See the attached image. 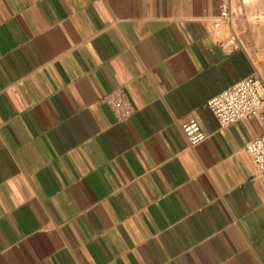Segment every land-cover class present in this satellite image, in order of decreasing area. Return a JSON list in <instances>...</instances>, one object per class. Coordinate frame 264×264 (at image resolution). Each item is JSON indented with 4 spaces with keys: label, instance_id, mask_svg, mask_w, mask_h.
<instances>
[{
    "label": "crops",
    "instance_id": "obj_1",
    "mask_svg": "<svg viewBox=\"0 0 264 264\" xmlns=\"http://www.w3.org/2000/svg\"><path fill=\"white\" fill-rule=\"evenodd\" d=\"M254 10L264 0H0V264H264ZM249 76L259 112L221 126L208 100Z\"/></svg>",
    "mask_w": 264,
    "mask_h": 264
},
{
    "label": "built area",
    "instance_id": "obj_2",
    "mask_svg": "<svg viewBox=\"0 0 264 264\" xmlns=\"http://www.w3.org/2000/svg\"><path fill=\"white\" fill-rule=\"evenodd\" d=\"M228 17L227 7L222 5L219 20L214 24L217 30L222 31L225 26L227 31L230 30V25L227 22ZM107 102L118 111L120 119H126L132 113L130 104L126 102L122 94H113ZM262 103L260 82L257 78L249 76L213 96L208 100L207 106L212 110L219 124L226 126L247 116L257 114ZM183 130L192 144H196L205 138V134L194 120L185 123ZM246 150L254 160L259 172L264 173V135L249 141L246 144Z\"/></svg>",
    "mask_w": 264,
    "mask_h": 264
},
{
    "label": "rangeland",
    "instance_id": "obj_3",
    "mask_svg": "<svg viewBox=\"0 0 264 264\" xmlns=\"http://www.w3.org/2000/svg\"><path fill=\"white\" fill-rule=\"evenodd\" d=\"M256 0L250 1L254 3ZM252 19L254 20H261L264 22V10H254L251 15ZM254 42V41H253ZM262 44H264V39L262 40Z\"/></svg>",
    "mask_w": 264,
    "mask_h": 264
}]
</instances>
